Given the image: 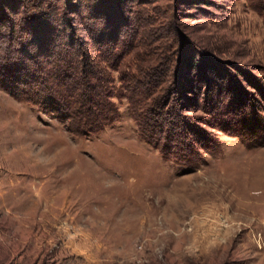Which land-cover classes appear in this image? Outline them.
Segmentation results:
<instances>
[{"label":"rangeland","instance_id":"1","mask_svg":"<svg viewBox=\"0 0 264 264\" xmlns=\"http://www.w3.org/2000/svg\"><path fill=\"white\" fill-rule=\"evenodd\" d=\"M0 14V79L66 30L128 46L111 71L121 119L90 138L0 85V264H264V0H0ZM166 64L212 141L193 165L148 145L120 97L123 75Z\"/></svg>","mask_w":264,"mask_h":264},{"label":"trees","instance_id":"2","mask_svg":"<svg viewBox=\"0 0 264 264\" xmlns=\"http://www.w3.org/2000/svg\"><path fill=\"white\" fill-rule=\"evenodd\" d=\"M5 21L0 14V34ZM101 29L96 34L89 30L88 40L69 30L62 32L49 40L48 46L17 62L13 71L0 79V85L14 99L39 108L77 136L90 138L104 132L121 119V112L112 101L115 81L111 71H118L128 46ZM90 43L105 47L95 50ZM188 67L194 69L196 63ZM169 70L166 64L159 69L123 75L120 97L127 99L148 145L164 157L193 165L201 158L200 150L209 149L212 141L199 121L180 110L182 103L192 106L193 100L183 93L187 88L177 80L169 83Z\"/></svg>","mask_w":264,"mask_h":264}]
</instances>
